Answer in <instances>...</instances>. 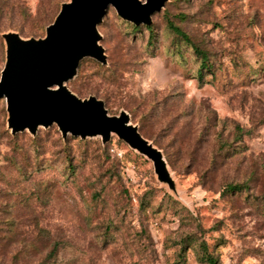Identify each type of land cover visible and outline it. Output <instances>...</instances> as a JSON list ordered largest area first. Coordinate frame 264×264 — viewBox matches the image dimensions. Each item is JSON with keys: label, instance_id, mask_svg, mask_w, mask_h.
<instances>
[{"label": "rangeland", "instance_id": "1", "mask_svg": "<svg viewBox=\"0 0 264 264\" xmlns=\"http://www.w3.org/2000/svg\"><path fill=\"white\" fill-rule=\"evenodd\" d=\"M67 1L0 0V73L1 34L44 37ZM151 19L108 5L107 63L84 57L65 84L126 111L174 189L114 133L13 136L0 97V247H24L3 264H264V0H167Z\"/></svg>", "mask_w": 264, "mask_h": 264}, {"label": "water", "instance_id": "2", "mask_svg": "<svg viewBox=\"0 0 264 264\" xmlns=\"http://www.w3.org/2000/svg\"><path fill=\"white\" fill-rule=\"evenodd\" d=\"M167 0H69L45 36L22 38L17 32L2 34L6 59L0 73V97L6 100L7 126L12 135L56 124L63 138L67 134L86 138L100 136L103 143L112 133L152 161L157 178L174 189V182L160 149L130 121L129 114H109L104 102L95 96L79 98L66 82L77 72L79 62L91 57L107 63L97 25L108 5L132 23L149 25L151 15Z\"/></svg>", "mask_w": 264, "mask_h": 264}, {"label": "trees", "instance_id": "3", "mask_svg": "<svg viewBox=\"0 0 264 264\" xmlns=\"http://www.w3.org/2000/svg\"><path fill=\"white\" fill-rule=\"evenodd\" d=\"M152 23V22H151ZM134 24V23H133ZM135 26H138V25H145V26H150L151 24H149V25H146V24H138V25H136V24H134ZM170 26H171V29H172V31H174V32H176V33H178V34H181L182 36H185L184 35V33L180 30V28L179 27H177V26H174V25H172V24H170ZM5 33V32H4ZM3 34V33H2ZM1 34V35H2ZM140 131V130H139ZM141 133V132H140ZM17 134V133H16ZM15 134V135H16ZM142 134V133H141ZM15 135H13V136H15ZM143 135V134H142ZM144 136V135H143ZM145 137V136H144ZM14 138H16V137H14ZM146 138V137H145ZM148 139V138H147ZM149 140V139H148ZM14 141H15V143H17L16 142V139H14ZM150 141V140H149ZM154 145V144H153ZM155 146V145H154ZM158 148V147H157ZM159 149V148H158ZM228 186V185H227ZM14 236H17V234H14ZM5 236H3V235H0V241L2 240V238H4ZM12 237V236H11ZM11 243V241L9 240V241H7V242H3V247L2 248H4V247H6V246H8L9 244ZM2 248L0 247V264H3L4 262V260H5V256H8V255H10L11 256V254L9 253V252H7V251H3L2 252ZM24 253V247L23 248H19L12 256H11V258L13 259V258H16V257H18L19 256V254H23ZM49 254H53V250L52 251H50L49 252ZM207 261H209L210 263H212V264H216V260H215V258H213L212 256H209L208 258H207ZM44 262V261H43ZM43 262L42 263H39V264H43Z\"/></svg>", "mask_w": 264, "mask_h": 264}]
</instances>
